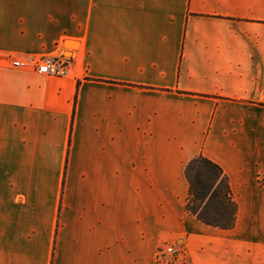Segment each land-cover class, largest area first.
<instances>
[{
	"label": "crops",
	"instance_id": "1",
	"mask_svg": "<svg viewBox=\"0 0 264 264\" xmlns=\"http://www.w3.org/2000/svg\"><path fill=\"white\" fill-rule=\"evenodd\" d=\"M199 156L230 230L184 209ZM0 264H264V0H0Z\"/></svg>",
	"mask_w": 264,
	"mask_h": 264
},
{
	"label": "trees",
	"instance_id": "2",
	"mask_svg": "<svg viewBox=\"0 0 264 264\" xmlns=\"http://www.w3.org/2000/svg\"><path fill=\"white\" fill-rule=\"evenodd\" d=\"M185 175L189 183L184 207L186 213L205 226L232 229L237 207L220 167L199 156L188 163Z\"/></svg>",
	"mask_w": 264,
	"mask_h": 264
},
{
	"label": "built area",
	"instance_id": "3",
	"mask_svg": "<svg viewBox=\"0 0 264 264\" xmlns=\"http://www.w3.org/2000/svg\"><path fill=\"white\" fill-rule=\"evenodd\" d=\"M13 66L16 68L32 67L39 75L61 78L68 74L70 68V60L67 57H59L55 59H30L27 61H14ZM176 255V251L168 247L159 255L160 260H165L166 257L171 259Z\"/></svg>",
	"mask_w": 264,
	"mask_h": 264
},
{
	"label": "rangeland",
	"instance_id": "4",
	"mask_svg": "<svg viewBox=\"0 0 264 264\" xmlns=\"http://www.w3.org/2000/svg\"><path fill=\"white\" fill-rule=\"evenodd\" d=\"M69 55H66V57L68 58Z\"/></svg>",
	"mask_w": 264,
	"mask_h": 264
}]
</instances>
